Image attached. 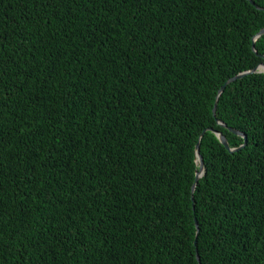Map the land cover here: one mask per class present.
Instances as JSON below:
<instances>
[{"label":"trees","instance_id":"16d2710c","mask_svg":"<svg viewBox=\"0 0 264 264\" xmlns=\"http://www.w3.org/2000/svg\"><path fill=\"white\" fill-rule=\"evenodd\" d=\"M255 5L0 0V264H264Z\"/></svg>","mask_w":264,"mask_h":264},{"label":"water","instance_id":"95a60500","mask_svg":"<svg viewBox=\"0 0 264 264\" xmlns=\"http://www.w3.org/2000/svg\"><path fill=\"white\" fill-rule=\"evenodd\" d=\"M251 2V4L255 5L254 1L253 0H248ZM255 7L258 9V10H261V11H264V8L258 6V5H255ZM264 35V28L262 30L259 31L258 34H256L253 38V51L255 53L256 52V49H255V42ZM262 58H264V55L262 56ZM253 73H264V63H260L258 66H256L254 69L250 70V71H247V72H243V73H240L238 74L237 76L235 77H232L231 79H229L225 85H223L221 87V89L219 90V93H218V97H217V100L219 99V97L223 94L226 86L230 83H233L235 82L236 80L238 79H241L243 78L244 76L248 75V74H253ZM216 111H217V106L215 105V108H214V116L216 117ZM218 124L221 125L223 128L225 129H228L229 131H231L232 133L236 134V135H239L241 137L244 138L245 142L242 146L238 147V148H233L230 146L226 136L222 133V132H219V131H216V130H211L213 131V133L218 137L219 141L225 146V148L231 152V153H234V152H237L239 150H241L246 144H247V137L245 136V134H243L242 132H240L239 130L237 129H234L232 127H228L225 123H223L222 121L220 120H217ZM206 133V131H204L200 138H199V141L197 143V146H196V159H197V162L199 164V170L196 172V179H195V184L193 185V188H192V191L194 192L196 190V186L198 184V181L199 179L204 175L205 173V167H204V159H203V156L201 155L200 153V145H201V139L203 138L204 134ZM193 208L195 209V204L193 205ZM196 222V228H197V234L199 232V225H198V222L197 220L195 221ZM197 260L198 262L201 264V260H200V256L197 252Z\"/></svg>","mask_w":264,"mask_h":264}]
</instances>
